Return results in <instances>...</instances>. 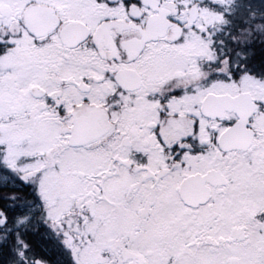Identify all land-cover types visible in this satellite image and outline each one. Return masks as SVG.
Wrapping results in <instances>:
<instances>
[{"label":"snow or ice","instance_id":"obj_1","mask_svg":"<svg viewBox=\"0 0 264 264\" xmlns=\"http://www.w3.org/2000/svg\"><path fill=\"white\" fill-rule=\"evenodd\" d=\"M0 264H264V0H0Z\"/></svg>","mask_w":264,"mask_h":264}]
</instances>
